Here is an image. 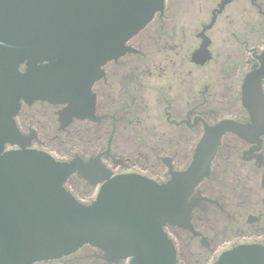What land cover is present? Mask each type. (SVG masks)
<instances>
[{
  "label": "flooded vegetation",
  "instance_id": "flooded-vegetation-1",
  "mask_svg": "<svg viewBox=\"0 0 264 264\" xmlns=\"http://www.w3.org/2000/svg\"><path fill=\"white\" fill-rule=\"evenodd\" d=\"M125 48L122 57L101 67L102 76L91 86L92 118L74 117L66 124L65 104L21 102L15 124L26 149L56 162H97L111 177L135 174L165 184L170 173L190 166L205 128L225 120L249 122L242 87L264 65V0H163ZM259 87L264 97V79ZM225 91H232L231 99ZM100 186L77 172L63 184L82 204L91 203ZM187 202L194 204V233L163 226L175 264H214L235 247H264V134L253 142L223 135L208 176ZM193 247L200 250L197 257ZM103 254L84 245L32 264L128 262H108Z\"/></svg>",
  "mask_w": 264,
  "mask_h": 264
},
{
  "label": "water",
  "instance_id": "water-1",
  "mask_svg": "<svg viewBox=\"0 0 264 264\" xmlns=\"http://www.w3.org/2000/svg\"><path fill=\"white\" fill-rule=\"evenodd\" d=\"M162 5L163 0H0V264L58 259L84 245L112 263L175 264L163 226L194 233V204L187 201L208 176L222 136L253 142L264 134L263 65L242 87L249 122L225 120L205 128L190 166L170 173L165 184L135 174L111 177L97 162L60 163L25 148L14 120L21 102L65 104L66 124L92 118L91 86L101 67L123 56L125 43ZM7 145L19 149L5 151ZM75 172L101 185L89 204L63 187ZM214 264H264V247H235Z\"/></svg>",
  "mask_w": 264,
  "mask_h": 264
},
{
  "label": "rangeland",
  "instance_id": "rangeland-1",
  "mask_svg": "<svg viewBox=\"0 0 264 264\" xmlns=\"http://www.w3.org/2000/svg\"><path fill=\"white\" fill-rule=\"evenodd\" d=\"M224 95H225V97H226V100H227V99H231V98H232V91H225V92H224ZM150 146L153 147V145H150ZM149 158H151L150 155H149ZM236 166H237V165H235L234 167H236ZM199 252H200V250H199L197 247H193V249H192V253H193V255H192V256L195 255V257H197V255H198ZM195 259H197V258H195ZM201 262H202V261H201ZM201 264H204V263L202 262Z\"/></svg>",
  "mask_w": 264,
  "mask_h": 264
}]
</instances>
